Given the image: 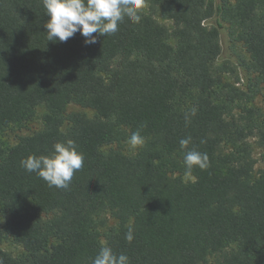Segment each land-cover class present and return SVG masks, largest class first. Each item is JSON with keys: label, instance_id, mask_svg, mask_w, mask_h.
I'll return each instance as SVG.
<instances>
[{"label": "trees", "instance_id": "16d2710c", "mask_svg": "<svg viewBox=\"0 0 264 264\" xmlns=\"http://www.w3.org/2000/svg\"><path fill=\"white\" fill-rule=\"evenodd\" d=\"M145 1L151 11L142 5L139 22L125 16L115 33L86 45L79 33L47 41L42 0H0V129L46 108L41 129L0 147V244L10 237L26 252L0 247V264H92L105 246L129 264H203L216 254L213 264H264V169L253 176L220 155L240 92L212 70L221 21H234L231 39L248 54L252 86L264 82V0ZM70 103L93 116L66 114ZM121 129L144 138L135 155L103 150ZM67 139L84 156L67 189L21 166ZM193 149L207 153L206 169H186ZM102 212L118 220L103 235Z\"/></svg>", "mask_w": 264, "mask_h": 264}, {"label": "rangeland", "instance_id": "374dc122", "mask_svg": "<svg viewBox=\"0 0 264 264\" xmlns=\"http://www.w3.org/2000/svg\"><path fill=\"white\" fill-rule=\"evenodd\" d=\"M214 1L219 2V0ZM143 7L145 11H151L149 3L145 0H143ZM153 15L159 23L171 27V21L165 19L158 10ZM221 23L219 40L221 54L213 62L212 70L216 74L220 72L222 84L226 90L236 88L240 95L235 96L234 102L230 105V111L227 113L226 118L230 127L227 130L228 138L220 148V155L228 156L234 164L243 166L248 174L257 176L264 169V146L260 144L264 133V82L255 87L252 86L255 75L242 61L248 59V54L240 42L231 39L230 31L239 32L240 27L234 21L223 20ZM45 112L46 108L39 105L29 119L12 123L4 129H0V147L7 148L15 145L22 137L41 129ZM64 112L66 114L81 112L89 117L94 114L92 109L74 103L68 104ZM67 125L64 124L62 129H65ZM121 131H123V137L107 144L103 150L115 149L127 155H135L140 146H131L127 131L123 129ZM243 134L245 135L242 136ZM184 178L192 180V177L188 175ZM5 216L6 214L0 207V226L4 223ZM97 222V230L101 235L111 228H116L118 224V220L110 212L100 213L97 216ZM101 242L105 244L103 237H101ZM0 247L17 258H23L26 254L22 245L14 242L10 237L3 239ZM218 259H220V254L211 255L207 263L203 264H213Z\"/></svg>", "mask_w": 264, "mask_h": 264}, {"label": "clouds", "instance_id": "9594fccd", "mask_svg": "<svg viewBox=\"0 0 264 264\" xmlns=\"http://www.w3.org/2000/svg\"><path fill=\"white\" fill-rule=\"evenodd\" d=\"M47 20L44 28L47 41L66 43L79 33L86 45L97 43V35L115 33L118 25L127 16L133 22H139L138 10L143 0H42ZM195 114V109H192ZM190 138L181 139V147H186ZM203 142V141H202ZM129 143L133 147L145 143L139 130L132 132ZM84 156L77 150L72 139L56 142L51 155H29L21 161V166L28 172L36 173L49 187L67 189L74 173L83 167ZM186 169L193 167L206 169L209 166L207 153L195 149L184 155ZM130 242L131 230L126 234ZM92 264H129L125 254L116 255L109 247H101Z\"/></svg>", "mask_w": 264, "mask_h": 264}]
</instances>
